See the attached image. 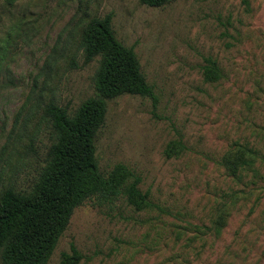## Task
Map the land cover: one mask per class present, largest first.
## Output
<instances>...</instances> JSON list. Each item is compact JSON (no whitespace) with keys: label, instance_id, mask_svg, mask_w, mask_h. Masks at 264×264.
Here are the masks:
<instances>
[{"label":"rangeland","instance_id":"1","mask_svg":"<svg viewBox=\"0 0 264 264\" xmlns=\"http://www.w3.org/2000/svg\"><path fill=\"white\" fill-rule=\"evenodd\" d=\"M107 13L154 96L108 100L98 163L105 173L132 168L165 211L137 210L124 196L87 200L47 264L72 244L79 264H264V0H0V190L28 188L44 165L42 106L54 98L72 112L96 94L99 61L84 64L78 44L86 23ZM210 60L220 79L205 77ZM175 140L184 147L169 154ZM237 144L257 160L235 176L222 158ZM224 205L216 235L208 228Z\"/></svg>","mask_w":264,"mask_h":264},{"label":"trees","instance_id":"2","mask_svg":"<svg viewBox=\"0 0 264 264\" xmlns=\"http://www.w3.org/2000/svg\"><path fill=\"white\" fill-rule=\"evenodd\" d=\"M140 1L162 6L174 0ZM112 19V13L90 19L78 44L84 64L99 61L94 75L96 94L72 112L56 99L48 100L42 106V120L51 127L44 165L28 188L10 183L0 190L2 264H47L75 209L87 200L113 201L124 196L137 210H164L141 189V176L132 168L118 163L105 173L98 163L96 140L106 121L108 100L126 93L154 96V86L147 80L134 48L116 37ZM3 48L0 42V67L5 58ZM71 61L76 65L75 58ZM204 74L211 80L223 76L216 60H210ZM29 144L33 145V139ZM183 147L182 141H172L168 153ZM256 156L252 146L237 144L224 155L222 164L238 176L242 170L254 167ZM230 207L224 205L219 210L208 228L210 232L221 234ZM81 257L72 244L71 252L62 253L60 264H79Z\"/></svg>","mask_w":264,"mask_h":264}]
</instances>
